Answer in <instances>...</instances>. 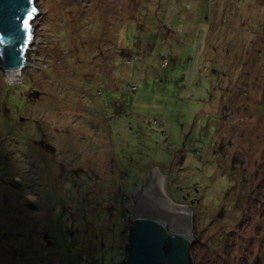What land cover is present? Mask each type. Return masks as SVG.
Segmentation results:
<instances>
[{"label": "rangeland", "instance_id": "rangeland-1", "mask_svg": "<svg viewBox=\"0 0 264 264\" xmlns=\"http://www.w3.org/2000/svg\"><path fill=\"white\" fill-rule=\"evenodd\" d=\"M36 7L33 59L0 69V264L123 263L154 165L192 264H264V0Z\"/></svg>", "mask_w": 264, "mask_h": 264}, {"label": "water", "instance_id": "water-1", "mask_svg": "<svg viewBox=\"0 0 264 264\" xmlns=\"http://www.w3.org/2000/svg\"><path fill=\"white\" fill-rule=\"evenodd\" d=\"M38 12L36 0H0V69L4 74L20 75L33 59L27 54L37 42L33 20ZM165 175L154 165L131 192L126 204L130 242L119 264H192L190 249L200 241L194 234L193 208L179 203L171 206L164 190Z\"/></svg>", "mask_w": 264, "mask_h": 264}, {"label": "trees", "instance_id": "trees-1", "mask_svg": "<svg viewBox=\"0 0 264 264\" xmlns=\"http://www.w3.org/2000/svg\"><path fill=\"white\" fill-rule=\"evenodd\" d=\"M164 58H165V57H164ZM226 117H227V114L225 113V109H223V119L226 118ZM224 145H225V143H223L221 147L223 148ZM233 158H234V159H233V161H232V162H233L232 168L235 169V166H234V165H235V163L238 161L239 158H238V156H233ZM16 186H17V187H15V188H11V189L14 190V191H15V190L20 191L22 187H20L18 184H16ZM232 186H234V184H233ZM232 186H231V187H232ZM232 188H233V187H232ZM229 192H230V191H229ZM229 192H227V196H229V195H228ZM12 202L15 203V201H12ZM12 205H14V204H12ZM10 207H11V206H7V207H3V208H10ZM0 208H1V207H0ZM0 212H1V211H0ZM0 214H1V213H0ZM14 215H15V214H14ZM2 219H3V216L0 218V222H2ZM3 220L7 221L6 218L3 219ZM194 243H195V242H194ZM190 259H191V261H193L191 255H190Z\"/></svg>", "mask_w": 264, "mask_h": 264}, {"label": "bare ground", "instance_id": "bare-ground-1", "mask_svg": "<svg viewBox=\"0 0 264 264\" xmlns=\"http://www.w3.org/2000/svg\"><path fill=\"white\" fill-rule=\"evenodd\" d=\"M9 76H12L11 77V79L13 78V79H15L16 77H18V75H9ZM29 198H31V199H36V197L32 194V193H29ZM167 197H168V195H167ZM169 198V197H168ZM171 201V200H170ZM177 204H175L173 201H171V206H176ZM181 206H183V205H181Z\"/></svg>", "mask_w": 264, "mask_h": 264}, {"label": "snow or ice", "instance_id": "snow-or-ice-1", "mask_svg": "<svg viewBox=\"0 0 264 264\" xmlns=\"http://www.w3.org/2000/svg\"><path fill=\"white\" fill-rule=\"evenodd\" d=\"M33 11H35V9H33ZM31 15H32V13L29 12V13H28V16L31 17ZM24 25H25V27L28 26V20H27V19L24 20Z\"/></svg>", "mask_w": 264, "mask_h": 264}, {"label": "built area", "instance_id": "built-area-1", "mask_svg": "<svg viewBox=\"0 0 264 264\" xmlns=\"http://www.w3.org/2000/svg\"><path fill=\"white\" fill-rule=\"evenodd\" d=\"M135 87H136V86H134V87L132 88V90H134V89H135Z\"/></svg>", "mask_w": 264, "mask_h": 264}, {"label": "crops", "instance_id": "crops-1", "mask_svg": "<svg viewBox=\"0 0 264 264\" xmlns=\"http://www.w3.org/2000/svg\"><path fill=\"white\" fill-rule=\"evenodd\" d=\"M165 174V173H164Z\"/></svg>", "mask_w": 264, "mask_h": 264}]
</instances>
